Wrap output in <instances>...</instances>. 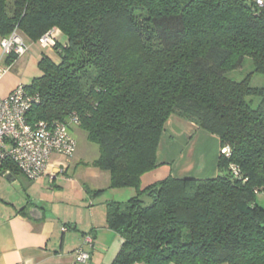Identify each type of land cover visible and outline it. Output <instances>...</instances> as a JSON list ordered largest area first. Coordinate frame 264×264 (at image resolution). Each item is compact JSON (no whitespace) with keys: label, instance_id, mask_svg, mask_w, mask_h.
<instances>
[{"label":"trees","instance_id":"1","mask_svg":"<svg viewBox=\"0 0 264 264\" xmlns=\"http://www.w3.org/2000/svg\"><path fill=\"white\" fill-rule=\"evenodd\" d=\"M14 29L30 43L52 30L65 38L51 47L58 61L42 54L41 75L24 86L38 97L28 123L70 129L75 119L108 189H134L105 203L120 238L110 264H264V88L250 87L252 74L226 77L245 58L264 75L263 10L250 0H0V40ZM172 115L230 148L215 177L177 178L157 164ZM161 168L166 177L143 185Z\"/></svg>","mask_w":264,"mask_h":264},{"label":"crops","instance_id":"2","mask_svg":"<svg viewBox=\"0 0 264 264\" xmlns=\"http://www.w3.org/2000/svg\"><path fill=\"white\" fill-rule=\"evenodd\" d=\"M25 42L28 47L32 44L26 40ZM28 53L27 50L25 55L17 57L11 65L5 66L3 63L5 58L1 56L0 49V63L5 66L0 75L1 97L8 96L18 85H23L24 64L28 59ZM219 151V142L215 136L198 130L193 123L172 115L160 136L156 160L157 164L169 166L171 174L177 178H212L216 174ZM61 159L59 156H53L42 178L37 181L27 180L29 189L48 187L55 188L54 191L44 196L33 198L28 196L18 207L15 204L6 203L5 207L0 208V264H87L92 260V254L96 248L100 249L102 255L110 250L109 247L106 249L107 241L98 239L99 234L96 233L95 228V225H105L106 230L113 232L106 227L105 210L102 208L100 217L96 216L95 220L93 202H86L89 193L86 190L87 194H84V187L81 191H74L79 195L80 205L73 209L69 205V198H56L57 190L62 188L61 184L67 182L65 176L71 162L69 160V163H66L67 167L61 168L60 165L63 164ZM88 166L91 165L88 164ZM91 167L93 168L91 169L92 177L96 180L100 179L99 169ZM8 179L11 182L14 181L13 176H9ZM106 189H108V182L103 188L88 191H106ZM64 192L61 191L59 194ZM102 193L99 194L100 197L106 194ZM133 195L131 194L125 200H120L123 198L114 195L102 201L97 195L99 198L96 201H99V205H104L108 201L124 202ZM74 199L76 198L73 195V201ZM86 204L87 206L84 207L83 205ZM82 216L88 219H80ZM62 228L65 231H62ZM85 235L91 236L93 241L88 252L90 258L86 263H77L74 260V254L78 250H83L82 239ZM103 235L111 236L109 233H103ZM119 244L120 238H114L115 252L113 256L102 260L104 264L112 262Z\"/></svg>","mask_w":264,"mask_h":264},{"label":"built area","instance_id":"3","mask_svg":"<svg viewBox=\"0 0 264 264\" xmlns=\"http://www.w3.org/2000/svg\"><path fill=\"white\" fill-rule=\"evenodd\" d=\"M255 9L264 11V0H250ZM57 30H52L39 39L42 47L55 44ZM1 56L21 57L26 54L28 45L14 29L10 35L0 40ZM0 73L3 69L0 68ZM1 75V74H0ZM38 103V97L27 92L23 85H18L8 96H0V174L10 175L3 170L5 163H10L28 181H37L46 173L53 156L71 157L76 143L68 125L60 122L39 121L30 125L27 114ZM73 119L69 125L76 124ZM220 154L229 157L230 148L224 146ZM60 167H64L62 164ZM234 176H238L236 166H231ZM62 231H65L62 228ZM84 244L92 246L91 236L86 235ZM90 256L83 250L74 254L77 263H86Z\"/></svg>","mask_w":264,"mask_h":264},{"label":"rangeland","instance_id":"4","mask_svg":"<svg viewBox=\"0 0 264 264\" xmlns=\"http://www.w3.org/2000/svg\"><path fill=\"white\" fill-rule=\"evenodd\" d=\"M56 39L62 44L65 42V38L63 36H60L59 31L57 32ZM28 51H29L28 59L25 60L24 75L22 77L23 86L24 85L28 86L30 82L32 81V79L37 78L41 75L37 67V63H38V59H40V56L42 54L48 56L54 62L58 61V58L55 55L54 51L51 49V47L50 46L42 47L39 44V42L32 43L31 46L28 47ZM41 52L42 54H40ZM0 68L2 69L5 68L3 63H0ZM250 74H252L251 81H250V87L264 88V75L253 73V65L249 58H245L243 60L241 67L235 71L227 73L226 77L232 81L241 82L242 80L246 78V76ZM251 99H252V106L254 108L259 103V99L258 98H251ZM69 131L75 140L76 149H75L74 154L71 157L69 158L61 157L62 158L61 160H63L61 161L63 163L62 165L65 168L67 167L66 163L69 160L71 162L70 163L68 162L69 169L65 176V178L67 179L66 180L67 182L61 184L62 188L57 190L56 198L57 199L62 198V197L69 198V205H71V209H73V207L80 205L79 195L78 193L77 194L74 193V191H77V192L81 191L82 188L84 187L85 188L84 194L86 195L87 194L86 190H96V188H103L107 185V182L109 184V174L107 172H103L99 170L101 173L100 179L96 180V178L92 177L91 169L93 168L91 166H88V164L91 165V163L97 159L99 155L98 147L87 141L86 133L83 132L77 125H70ZM169 172L170 170L167 168H163V169L161 168V169L155 170L151 172L150 174H147L143 178V185H146L150 182L160 180L166 177V175ZM217 174H218V170L216 166L215 176ZM13 180L14 181L11 182L8 178L0 174V208L5 207L6 203L15 204V206L18 207L20 206V204H22V202H24L27 199L28 196H31L32 198L38 197L40 195L44 196L46 194H50L52 191L55 190V188L50 189L48 187L29 189L28 181L20 173L15 174L13 176ZM61 191L63 192L65 191L64 194H59ZM134 193H135L134 189H131V188L113 189V190L106 189V191H103L102 193V194H105L104 196L102 197H100L99 195L98 196L100 197L101 201L107 197H111L114 195H117L118 198H123L120 200H125L127 197H129L131 194L133 195ZM73 195L76 198L74 199V201H73ZM89 195L87 194L86 202H89V201L93 202L92 203L93 215L95 216V220H96V216L100 217L102 208L105 210L106 207H105V204L104 205L98 204L99 201H96V199H98L99 197H97L96 194L94 196H91L92 198ZM70 199L72 201H70ZM257 202L259 203V205H261L264 208V194L257 196ZM83 206L86 207L87 204ZM77 213L79 215V212ZM80 219L86 220L88 218L86 216H82L80 217ZM95 228H96V233L99 234L98 239L100 238V239H103L104 241H107V243H105V246H106V249L107 247H109L110 250L102 255L100 252V249L96 248V250L93 251L92 260L88 262L87 264H104V261L102 262V260H106L110 256H113L115 252V248H116V245H114V238L118 239V237L116 236L117 234L115 233L113 234V232L106 230L105 225H95ZM103 233H109V235L111 236L109 237L104 236ZM85 237L86 235L84 236V239ZM79 238H80V235H79ZM84 239H82V247H83L84 252L88 253L90 247L84 244Z\"/></svg>","mask_w":264,"mask_h":264},{"label":"water","instance_id":"5","mask_svg":"<svg viewBox=\"0 0 264 264\" xmlns=\"http://www.w3.org/2000/svg\"><path fill=\"white\" fill-rule=\"evenodd\" d=\"M9 177V175H7V177L6 178H8Z\"/></svg>","mask_w":264,"mask_h":264}]
</instances>
